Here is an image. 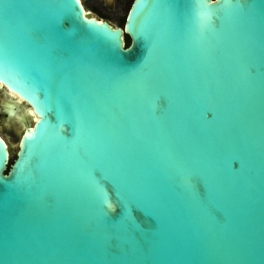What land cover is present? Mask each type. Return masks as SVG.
I'll list each match as a JSON object with an SVG mask.
<instances>
[{
  "label": "water",
  "instance_id": "95a60500",
  "mask_svg": "<svg viewBox=\"0 0 264 264\" xmlns=\"http://www.w3.org/2000/svg\"><path fill=\"white\" fill-rule=\"evenodd\" d=\"M0 85V264H264V0H0Z\"/></svg>",
  "mask_w": 264,
  "mask_h": 264
},
{
  "label": "rangeland",
  "instance_id": "374dc122",
  "mask_svg": "<svg viewBox=\"0 0 264 264\" xmlns=\"http://www.w3.org/2000/svg\"><path fill=\"white\" fill-rule=\"evenodd\" d=\"M132 0H82L86 9V14L97 19L107 21L113 26L122 27L125 21L126 13L131 5ZM125 43L129 44V37L124 35ZM3 87L0 85V96L4 93ZM4 113L0 111V135L8 142L9 159L6 167H9L12 160L15 158L18 150V139L24 130L25 123L20 121L23 117H16L11 127L4 130L1 126V119ZM11 135V136H9ZM12 137V139H10ZM14 143V144H13Z\"/></svg>",
  "mask_w": 264,
  "mask_h": 264
},
{
  "label": "bare ground",
  "instance_id": "6f19581e",
  "mask_svg": "<svg viewBox=\"0 0 264 264\" xmlns=\"http://www.w3.org/2000/svg\"><path fill=\"white\" fill-rule=\"evenodd\" d=\"M80 2H81V4H82V6H83V8H84V12H85V14H86V9H85V7H84V5H83V3H82V0H79ZM126 15H127V13H126ZM125 18H126V16H125ZM124 24V23H123ZM123 27V26H122ZM123 29V28H122ZM11 93V92H10ZM18 100H19V98H17ZM30 112L32 113V115H33V118H36V116L33 114V112L30 110ZM15 114H16V111H15ZM13 115L12 117H11V120H13L14 118H15V116L16 115ZM23 133V132H22ZM0 137L3 139V137L0 135ZM5 140V139H4ZM8 158H9V155H8Z\"/></svg>",
  "mask_w": 264,
  "mask_h": 264
},
{
  "label": "trees",
  "instance_id": "16d2710c",
  "mask_svg": "<svg viewBox=\"0 0 264 264\" xmlns=\"http://www.w3.org/2000/svg\"><path fill=\"white\" fill-rule=\"evenodd\" d=\"M126 45H128V44L126 43Z\"/></svg>",
  "mask_w": 264,
  "mask_h": 264
}]
</instances>
